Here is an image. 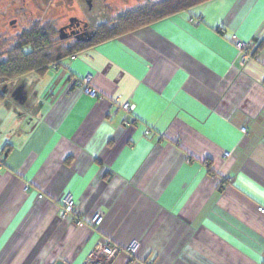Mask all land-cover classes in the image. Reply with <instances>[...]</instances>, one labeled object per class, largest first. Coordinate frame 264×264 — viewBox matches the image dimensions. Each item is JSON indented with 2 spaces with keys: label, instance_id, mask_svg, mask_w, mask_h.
Returning a JSON list of instances; mask_svg holds the SVG:
<instances>
[{
  "label": "crops",
  "instance_id": "obj_1",
  "mask_svg": "<svg viewBox=\"0 0 264 264\" xmlns=\"http://www.w3.org/2000/svg\"><path fill=\"white\" fill-rule=\"evenodd\" d=\"M233 35L260 46L244 67ZM56 65L31 119L0 107V264H85L107 241L112 264L264 262V0L202 3Z\"/></svg>",
  "mask_w": 264,
  "mask_h": 264
},
{
  "label": "flooded vegetation",
  "instance_id": "obj_2",
  "mask_svg": "<svg viewBox=\"0 0 264 264\" xmlns=\"http://www.w3.org/2000/svg\"><path fill=\"white\" fill-rule=\"evenodd\" d=\"M39 0H0V65L10 61L9 54L13 52L35 51L37 46L38 31H47L49 43L52 47L55 44V38L51 32H54V24H43L37 16ZM51 0L47 4L51 5ZM36 9V10H35ZM69 19L59 29L58 43L71 44L72 42H86L95 37V28L91 29L85 21L77 18ZM10 30L19 32L8 40H15L11 49L6 50L7 41L6 33ZM49 45V46H50ZM51 50L47 49L45 55L53 56ZM36 52V51H35ZM55 68L51 66L50 70ZM46 75V74H45ZM40 76L34 71L26 72L23 75L14 77H0V107H10L16 111L19 116H26L31 119L37 109L35 97L37 94V79Z\"/></svg>",
  "mask_w": 264,
  "mask_h": 264
},
{
  "label": "trees",
  "instance_id": "obj_3",
  "mask_svg": "<svg viewBox=\"0 0 264 264\" xmlns=\"http://www.w3.org/2000/svg\"><path fill=\"white\" fill-rule=\"evenodd\" d=\"M213 0H163L159 3L146 4L142 8L122 15L117 21V25L113 28L107 25H100L95 28V37L86 42H72L62 50L63 56L55 58L54 55L47 56L45 52L47 49L54 48L49 43L47 31L39 30L37 46L35 51L13 52L9 54L10 61L0 65V77H14L15 75H23L26 72L34 71L40 76L45 75L55 63L59 65L61 60L79 55L85 51L96 48L100 45L124 37L128 34L134 33L145 27H149L159 21L170 18L182 11H187L202 3ZM56 37V31L51 32ZM56 42V41H55ZM50 45V46H49ZM251 59L254 58L259 49V44H250ZM61 49L57 51L60 52ZM250 59V60H251ZM208 172H212L209 167Z\"/></svg>",
  "mask_w": 264,
  "mask_h": 264
},
{
  "label": "rangeland",
  "instance_id": "obj_4",
  "mask_svg": "<svg viewBox=\"0 0 264 264\" xmlns=\"http://www.w3.org/2000/svg\"><path fill=\"white\" fill-rule=\"evenodd\" d=\"M87 1L88 0H51L52 3L49 6L47 0H39L37 5V16L39 21L43 24L53 23L56 31V42L51 51V54L53 53L55 58L63 56L62 50L65 49L64 47L68 46L66 42L58 43L60 39L58 34L59 29L64 24L68 23L69 19L77 18L85 21L91 29L99 27L100 25H107L113 28L117 25V21L122 15L124 16L129 12L142 8L148 3L155 4L163 0H90L91 7L88 5ZM18 32V30L14 31L8 29L6 39L10 43H6V50L13 47L14 44L12 42L15 43V40H8L9 37H13V35H16ZM58 49H61L60 52L57 51ZM54 66H57L56 63ZM16 131L18 132V130L14 132Z\"/></svg>",
  "mask_w": 264,
  "mask_h": 264
},
{
  "label": "built area",
  "instance_id": "obj_5",
  "mask_svg": "<svg viewBox=\"0 0 264 264\" xmlns=\"http://www.w3.org/2000/svg\"><path fill=\"white\" fill-rule=\"evenodd\" d=\"M231 41L234 43L235 48L238 51V63L241 67H244L251 59V49L250 45L247 42H243L239 40L235 35L232 36ZM89 79H84L81 81H74V84L83 87L85 91L91 95L96 96L97 93L93 89L88 86ZM122 108L130 113L133 110V107L129 104H124ZM242 132L244 134L247 133L246 128H242ZM231 153H226L225 156L229 157ZM60 211V218L66 219L76 212V204L72 197H67L63 199L62 206ZM259 211L264 213V208H260ZM104 220V213L99 211L94 215V217L90 220V226L93 228H98ZM81 222V221H80ZM80 224V223H79ZM140 247V242H133L126 251L131 255L136 254L138 248ZM121 249L116 246H113L110 241L105 242L100 245V247L89 257L88 261L85 264H112L114 259L119 255ZM264 264V262L262 263Z\"/></svg>",
  "mask_w": 264,
  "mask_h": 264
},
{
  "label": "water",
  "instance_id": "obj_6",
  "mask_svg": "<svg viewBox=\"0 0 264 264\" xmlns=\"http://www.w3.org/2000/svg\"><path fill=\"white\" fill-rule=\"evenodd\" d=\"M88 5L91 7V1L88 0L87 1ZM75 19V18H74ZM73 19V20H74ZM54 264H68L67 262H65L64 260H57Z\"/></svg>",
  "mask_w": 264,
  "mask_h": 264
}]
</instances>
